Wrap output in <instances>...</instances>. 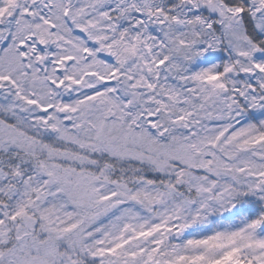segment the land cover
I'll return each mask as SVG.
<instances>
[{"label":"rangeland","instance_id":"1","mask_svg":"<svg viewBox=\"0 0 264 264\" xmlns=\"http://www.w3.org/2000/svg\"><path fill=\"white\" fill-rule=\"evenodd\" d=\"M259 1L0 0V264H264Z\"/></svg>","mask_w":264,"mask_h":264},{"label":"bare ground","instance_id":"2","mask_svg":"<svg viewBox=\"0 0 264 264\" xmlns=\"http://www.w3.org/2000/svg\"><path fill=\"white\" fill-rule=\"evenodd\" d=\"M252 1H256L257 3L259 0ZM202 3L203 5L200 8H191L189 10V18L197 19L201 17L203 21H207V23H209L215 29H220L219 26L225 27L228 24L231 25L235 22L239 15H245L246 17L248 16V13L244 9L240 11L225 10L224 4L219 2V0H202ZM181 12L182 11L176 12L177 14L171 18V21L174 28L181 29L183 31V28L188 23L185 20L184 14ZM204 86L209 88H224L223 85H214L209 82H204Z\"/></svg>","mask_w":264,"mask_h":264}]
</instances>
